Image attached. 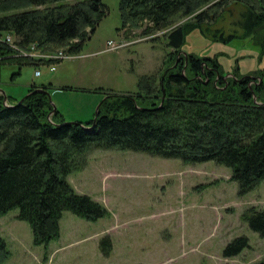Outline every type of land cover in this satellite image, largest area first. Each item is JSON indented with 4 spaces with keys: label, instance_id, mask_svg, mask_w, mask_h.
<instances>
[{
    "label": "trees",
    "instance_id": "trees-1",
    "mask_svg": "<svg viewBox=\"0 0 264 264\" xmlns=\"http://www.w3.org/2000/svg\"><path fill=\"white\" fill-rule=\"evenodd\" d=\"M209 1L120 0V11L123 23L144 19L150 30H161ZM230 1L245 7L244 35L259 32L263 39L256 46L264 52V0H223L219 7ZM219 7L197 11L190 22L168 34V44L177 48L188 31L205 32ZM106 14L102 0H0V76L6 66L13 78L25 64L48 61L18 56L3 41L6 34L13 35L19 49L34 43L44 53L63 48L78 54ZM215 57L188 53L187 65L173 58L157 85L156 76H143L135 92H105L91 129L82 125L91 119L65 121L53 110L49 86L43 83H32L20 103L7 96L5 104L0 94V215L17 209L15 217L28 222L33 243L44 247L59 237L64 211L88 221L104 217L105 206L77 192L66 178L85 165L84 157L93 149L144 152L188 165L212 160L230 168L229 179L237 183L239 195L254 189L264 180V81L249 84L253 77L248 75L224 79ZM241 219L264 238L263 208L248 207ZM246 247L248 237L236 236L222 256H235ZM111 249L106 234L99 250L108 256ZM8 255L0 236V264ZM253 264H264V259Z\"/></svg>",
    "mask_w": 264,
    "mask_h": 264
},
{
    "label": "rangeland",
    "instance_id": "rangeland-1",
    "mask_svg": "<svg viewBox=\"0 0 264 264\" xmlns=\"http://www.w3.org/2000/svg\"><path fill=\"white\" fill-rule=\"evenodd\" d=\"M217 1L219 7L223 0H211L197 11L208 6L217 9ZM102 2L107 14L83 42L79 55L73 56L81 57L58 63L53 72L42 65L39 76H34L33 64L23 65L13 78L6 66L0 90L10 100L21 99L32 83H43L65 121L85 122L108 93L135 92L143 76H156L157 85L162 69L173 58L186 64L188 53L216 54L224 79L248 75L253 77L249 84L264 81V52L256 46L263 37L259 32L244 35L245 7L237 2L221 5L205 32L188 31L177 48L168 44V34L190 22L197 11L165 29L150 30L144 19L123 23L120 0ZM222 37L234 38L216 40ZM107 39L123 45L98 52ZM84 159L85 165L66 178L77 192L104 205L107 214L88 221L64 211L60 238L44 247L33 243L30 225L17 219V209H12L0 215V236L9 251L4 264H253L264 259V238L241 219L248 207L264 209V180L239 195L237 183L229 179L230 168L212 160L188 165L175 158L120 149H93ZM108 227L113 229L109 236L114 246L104 256L99 240ZM239 235L248 237L249 247L223 257L226 243Z\"/></svg>",
    "mask_w": 264,
    "mask_h": 264
},
{
    "label": "built area",
    "instance_id": "built-area-1",
    "mask_svg": "<svg viewBox=\"0 0 264 264\" xmlns=\"http://www.w3.org/2000/svg\"><path fill=\"white\" fill-rule=\"evenodd\" d=\"M3 41L9 45L10 47H12L14 50H16L17 55L18 56H28V57H35V58H40L43 60H48L49 62V68L51 70H53L55 68V62L59 61V60H63L64 57L68 58H72V55H69L68 53L64 52L63 50H58L55 53H38L35 44L32 43L30 44L29 48L26 49H19L18 46L15 44L14 42V37L12 34H6L3 37ZM123 44L119 43L118 41L115 40H106L104 47L102 48V52L103 51H112V50H116L118 48H120ZM41 70L40 69H35L34 71V75L38 76L40 75Z\"/></svg>",
    "mask_w": 264,
    "mask_h": 264
},
{
    "label": "crops",
    "instance_id": "crops-1",
    "mask_svg": "<svg viewBox=\"0 0 264 264\" xmlns=\"http://www.w3.org/2000/svg\"><path fill=\"white\" fill-rule=\"evenodd\" d=\"M108 40V39H107ZM100 51V50H99ZM98 51V52H99ZM78 57H81V56H78ZM78 57H73V58H71V59H74V58H78ZM71 59H66V60H71ZM66 60H63V61H66ZM56 69H54V70H52V72L53 71H55ZM50 80V84H51V79H49ZM14 100V99H13ZM56 110H58L57 108H56ZM58 112L61 114V116L64 118V116H63V114H62V112L60 111V110H58ZM64 120H65V118H64ZM78 120H80V119H78ZM88 120V119H87ZM82 121V120H81ZM82 122H84V121H82ZM97 200V199H96ZM124 223V222H123ZM59 227H60V225H59ZM104 231V234H102V235H100L101 237L102 236H104V235H109L110 233L109 232H111L113 229H111L110 227H108V228H104L103 229ZM61 231V230H60ZM58 238H60V233H59V237ZM57 238V239H58ZM80 240H83V239H77L76 241H74V239H73V241L74 242H79ZM73 241H71V242H73ZM51 242V241H50ZM50 242H49V247H50ZM71 242H69L67 245H69V244H71ZM97 245H98V242H97ZM59 246H62V245H59ZM113 246H114V243H113V241H112V249H113ZM59 247H57V249H58ZM112 249H111V252H112ZM50 264H52V263H50ZM135 264H144V262H138V263H135Z\"/></svg>",
    "mask_w": 264,
    "mask_h": 264
},
{
    "label": "water",
    "instance_id": "water-1",
    "mask_svg": "<svg viewBox=\"0 0 264 264\" xmlns=\"http://www.w3.org/2000/svg\"><path fill=\"white\" fill-rule=\"evenodd\" d=\"M0 93L4 94V92L1 91V90H0ZM26 95H27V94H26ZM23 97H24V96H23ZM23 97H22L20 100H18L17 103H20V102L22 101ZM4 100L6 101V95H5V94H4ZM99 104H100V103H99ZM99 104H98V106H97V108H96V112H95V114H94V116H93V118H92L90 124H88V125L82 124V125H83L84 127H86L87 129H91V128H93V126L95 125V122H96L95 120H96V116H97V113H98ZM53 110H55V106H53Z\"/></svg>",
    "mask_w": 264,
    "mask_h": 264
},
{
    "label": "bare ground",
    "instance_id": "bare-ground-1",
    "mask_svg": "<svg viewBox=\"0 0 264 264\" xmlns=\"http://www.w3.org/2000/svg\"><path fill=\"white\" fill-rule=\"evenodd\" d=\"M76 41V40H75ZM60 50V49H59ZM64 51V50H63ZM69 55H72V56H76V55H78V54H71V53H68ZM25 57H28V56H25ZM35 58V57H34ZM66 58L67 57H64L63 58V60H66ZM37 59V58H36ZM69 59V58H68ZM63 60H59V61H57V62H55V68L54 69H56V65L58 64V63H60V62H62ZM49 62L48 61H42L38 66H35V69H40L41 70V68H40V66H42V65H45V66H47V68H48V70L49 71H52L50 68H49ZM35 69H34V71H35ZM53 69V70H54ZM41 74V73H40ZM35 76V75H34ZM39 76V75H38Z\"/></svg>",
    "mask_w": 264,
    "mask_h": 264
}]
</instances>
